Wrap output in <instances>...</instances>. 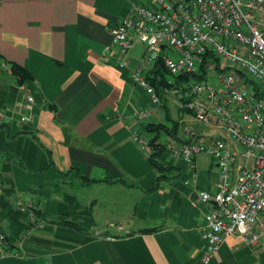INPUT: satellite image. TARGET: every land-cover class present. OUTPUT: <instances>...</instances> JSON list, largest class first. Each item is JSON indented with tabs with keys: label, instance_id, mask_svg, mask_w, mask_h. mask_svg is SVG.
I'll use <instances>...</instances> for the list:
<instances>
[{
	"label": "crops",
	"instance_id": "crops-1",
	"mask_svg": "<svg viewBox=\"0 0 264 264\" xmlns=\"http://www.w3.org/2000/svg\"><path fill=\"white\" fill-rule=\"evenodd\" d=\"M134 4L156 8L157 1L0 0V58L30 74L38 105L31 125H0V235L7 241L0 264H203L205 243L196 229L209 206L199 193L216 190V166L198 156L197 181L187 184L188 165L165 153L168 178L157 182L131 132L165 122L166 114L188 116L179 117L184 108L167 98L150 122L133 120L134 111L151 106L130 77L143 47L134 45L124 68L105 53L109 29ZM17 96L15 79L0 71V105ZM78 176L97 183L83 186ZM107 193L128 204L114 231L96 229L99 203L119 202H103ZM18 201L34 206L36 224ZM259 249L228 237L208 264H264Z\"/></svg>",
	"mask_w": 264,
	"mask_h": 264
},
{
	"label": "built area",
	"instance_id": "built-area-1",
	"mask_svg": "<svg viewBox=\"0 0 264 264\" xmlns=\"http://www.w3.org/2000/svg\"><path fill=\"white\" fill-rule=\"evenodd\" d=\"M156 1V8L134 4L109 29L105 53L114 55L117 67L127 65L135 44L143 47L130 77L149 96L151 106L131 117L148 123L163 99L177 100L188 117L177 121L175 137L156 144L188 165L187 184L197 181L198 156L208 155L216 166V190L199 193V201L209 206L196 229L205 243L203 264L228 237L264 248V0ZM153 68L169 76L158 88L147 79ZM0 71L11 75L1 58ZM184 76L200 79L179 84L174 80ZM17 92L14 102L0 105V125L33 123L38 105L28 82L17 84ZM152 138L146 131L131 132L132 143L147 158L154 152ZM17 206L30 212L31 224L37 223L31 203L18 201ZM6 247L0 235V249Z\"/></svg>",
	"mask_w": 264,
	"mask_h": 264
},
{
	"label": "trees",
	"instance_id": "trees-1",
	"mask_svg": "<svg viewBox=\"0 0 264 264\" xmlns=\"http://www.w3.org/2000/svg\"><path fill=\"white\" fill-rule=\"evenodd\" d=\"M11 69V76L15 79L17 84L23 83V82H29L31 80L30 74L23 69L22 67H19L15 64H10ZM157 75L159 76L157 78ZM166 75L168 73L163 69H158L155 72V77H148L147 79L153 85L154 87L158 88L161 84H164V80L166 78ZM199 76H184V77H174V80L179 84V82H189V81H197L199 80ZM163 102H165V99H163ZM164 106V103H163ZM186 113V110L183 109L179 115V117H182L183 114ZM177 121L176 119H173L170 115H165V122L161 123H149L146 125V132L148 134L153 135V138L151 139V144L154 146V152L151 156L148 157V161L150 165L157 171L158 177L157 182L159 183L161 180L167 179L166 172L170 170L167 166H165L161 162V157L165 154V150L163 147L156 144L157 141L164 137H175L176 130H177ZM78 178L82 181L83 186H89L93 183H97L94 180H87L83 177L78 176ZM84 179V180H83ZM158 184H156L157 186ZM38 214V213H37ZM61 225L67 226L74 229H79L77 225L70 221H64L60 222Z\"/></svg>",
	"mask_w": 264,
	"mask_h": 264
},
{
	"label": "rangeland",
	"instance_id": "rangeland-1",
	"mask_svg": "<svg viewBox=\"0 0 264 264\" xmlns=\"http://www.w3.org/2000/svg\"><path fill=\"white\" fill-rule=\"evenodd\" d=\"M166 77L169 78L168 75H166ZM177 104L180 105V103H178V102H177ZM209 131H210V129H209ZM212 131L215 133L219 132L216 130H212ZM86 192H90V191H86ZM102 194H104V193L102 192ZM106 195L107 196L103 195L101 197L103 202H107L111 199L115 200V201L118 200L119 202H118V204L115 203V204H110V205H108L107 203H103V204L99 203V205L96 208V211L94 213H95V215L98 214V216L103 215L102 218H104V217L105 218L103 220H102V218L100 220H98V226L96 227V229L100 230V231H104V230L114 231L116 229V225L124 223L125 219L122 217H124L123 215L126 212L124 210V208H126L128 206V204L124 201L123 196L120 194L111 195V194L107 193ZM124 205H125V207H124ZM259 250L264 251V248L259 249Z\"/></svg>",
	"mask_w": 264,
	"mask_h": 264
}]
</instances>
